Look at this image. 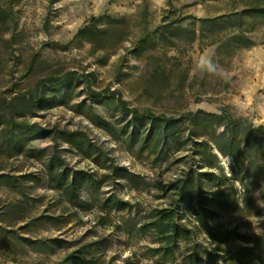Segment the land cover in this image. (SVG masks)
I'll return each instance as SVG.
<instances>
[{
	"label": "rangeland",
	"instance_id": "obj_1",
	"mask_svg": "<svg viewBox=\"0 0 264 264\" xmlns=\"http://www.w3.org/2000/svg\"><path fill=\"white\" fill-rule=\"evenodd\" d=\"M141 1L21 0L15 4L14 33L0 28L1 97L34 90L51 74L94 73L86 83L71 82L48 106L29 108L18 120L38 125L42 134L28 140L23 152H0V172L12 175L0 184V264H162L148 249L157 246L151 235L139 236L133 225L176 200L201 249L214 246L208 232L213 227L230 229L233 237H264V163L260 174L246 177L249 164L238 155L249 130L264 149V19L257 18L253 47L222 57L218 45L197 40L181 42L167 55L159 49L137 57L121 48L102 61L103 52L71 43L92 16L133 14ZM148 1L159 23L170 0ZM171 1L179 14L197 18L241 10L250 2ZM118 94L131 107L180 119V145L147 143L148 129H137L122 114ZM210 124L228 152L218 155V166L213 155L201 154L203 147L185 143L192 130L197 141L208 140ZM210 170L219 178H204L203 201L194 191L179 197L181 178L191 172L195 184ZM223 188L232 195L222 196ZM109 197L132 207L105 210ZM200 201L207 225L199 229ZM252 244L233 239L225 247Z\"/></svg>",
	"mask_w": 264,
	"mask_h": 264
},
{
	"label": "trees",
	"instance_id": "obj_2",
	"mask_svg": "<svg viewBox=\"0 0 264 264\" xmlns=\"http://www.w3.org/2000/svg\"><path fill=\"white\" fill-rule=\"evenodd\" d=\"M20 1L0 0V28H3L4 31L14 33L17 25L15 4ZM168 6L169 8L164 10L159 23L154 22L148 0H142L133 14L122 15L107 12L100 16H92L74 35L71 43L78 46L89 44L92 53L103 52L102 61H105L111 54L117 53L121 48H127L137 57H143L159 49H162L167 55L166 51L177 48L179 43L197 40L207 41L208 46L218 45L217 54L222 57L230 55L232 51L240 48L253 47L255 41L252 34L259 25L257 18L264 19V0H250V2L244 3L241 10L204 18L179 14L171 0ZM186 21L190 22L184 26L183 23ZM198 23L199 28L197 27ZM224 33L226 36H222ZM126 43H129L130 46L126 47ZM154 58L161 61L160 57ZM93 75L94 73L83 74L77 70L51 74L41 77L34 90L17 92L11 98L0 96V152L7 156L23 152L28 140L42 134L43 129L38 125H30L26 121L18 120L25 115L29 108L35 107L37 104L48 106L50 100H54L66 90L71 82L86 83V78ZM95 94L101 96L103 93ZM112 94L115 95L117 92H110V95ZM118 104L122 114L131 117V122L137 129L140 127L148 129L145 139L147 143L157 145L163 142L171 147L180 145L181 138L178 135L180 119L156 115L150 110L141 111L137 107H131L128 101L119 94ZM226 107L222 106L220 109L229 115ZM188 119L194 122L196 128L201 126L200 120L195 119L193 113H190ZM149 125H151L150 128H147ZM208 127L213 129L208 140L197 141L195 136L197 137L199 134L192 130L188 138L185 139V143L192 141L194 145L203 147L204 150L201 154L213 155L218 166L219 153L215 152V149L221 154L227 155L226 143L221 142L223 138L212 124ZM248 132L242 146L238 148V155L249 164L246 168V177L254 174L257 176L256 173L261 171V163H264L263 147L257 142L256 137L254 138V131L249 130ZM199 177L195 184L191 172L180 179L178 183L181 186L178 195L181 199H186L194 191L203 201V195L200 194L204 178L209 181H217L219 178L217 172L213 170L200 173ZM11 178L12 175L0 172V184ZM220 194L230 197L232 190L223 188ZM174 203L169 208H156L151 212L148 220L139 227L133 225L134 231L139 236L149 237L151 235V240L157 246L148 249L158 257L159 261H163L162 264L170 262L173 264L177 262L180 264H264V237H233L230 229L208 228L214 246L211 248L204 246L202 250L201 245L194 241V228L182 222L183 216L178 210L180 200H176ZM103 207L105 210L111 211L117 207L129 209L132 204L123 201L115 202L114 198L109 197L104 201ZM196 213L197 228L200 229V226L207 225L201 201L197 205ZM261 227L264 229V220ZM233 239H243L253 244L226 248L225 244Z\"/></svg>",
	"mask_w": 264,
	"mask_h": 264
},
{
	"label": "bare ground",
	"instance_id": "obj_3",
	"mask_svg": "<svg viewBox=\"0 0 264 264\" xmlns=\"http://www.w3.org/2000/svg\"><path fill=\"white\" fill-rule=\"evenodd\" d=\"M218 153H219V155L222 157V155H221V153L218 151V150H216ZM223 158V157H222Z\"/></svg>",
	"mask_w": 264,
	"mask_h": 264
}]
</instances>
